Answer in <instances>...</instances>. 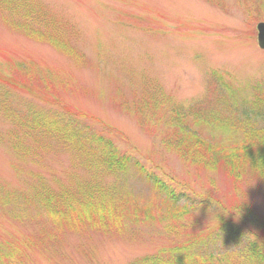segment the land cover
I'll use <instances>...</instances> for the list:
<instances>
[{"label":"rangeland","instance_id":"374dc122","mask_svg":"<svg viewBox=\"0 0 264 264\" xmlns=\"http://www.w3.org/2000/svg\"><path fill=\"white\" fill-rule=\"evenodd\" d=\"M38 1L75 32L71 42L86 65L12 31L0 20V103L6 100L24 113L28 107L58 111L60 100L72 111L98 119L101 123L93 122L96 129L120 153L133 157L178 194L187 195L190 204L211 205L208 212L189 206L183 223L191 233L216 228V211L227 219L241 215L235 211L238 204H249L264 217L262 180L246 178L236 185L221 169L211 172L184 162L161 143L166 133L163 123L170 115L167 105L159 104L155 110L162 120L151 133L134 109L148 82L159 87L160 101L169 98L175 107H196L206 99L213 72L238 88L242 100H252L264 86V51L256 31L262 21L256 19V10L249 12L245 5L250 0ZM32 70L65 86L57 83L41 92L35 84L30 90L24 85L30 83L26 75ZM18 124L0 106L2 264H10L12 254L17 255V264H132L173 244L175 237L165 229L171 221L163 219L168 216L157 207V221L132 225L122 235L89 229L73 232L52 225L41 206L33 204L37 188L43 184L58 192L92 176L75 153L54 141L29 139L26 149L14 150L13 137L22 138ZM203 134L210 138L220 132ZM129 181L140 205L160 204L135 170ZM14 196H28L29 201L18 206Z\"/></svg>","mask_w":264,"mask_h":264},{"label":"trees","instance_id":"16d2710c","mask_svg":"<svg viewBox=\"0 0 264 264\" xmlns=\"http://www.w3.org/2000/svg\"><path fill=\"white\" fill-rule=\"evenodd\" d=\"M245 5L249 12L256 10L257 20L264 21V0H250ZM0 17L12 31L51 46L78 65H86L85 57L71 42L75 32L52 16L38 0H0ZM27 73L30 83L24 86L30 90L35 89V84L41 92L57 83L65 86L51 77H41L35 70ZM209 80L206 99L189 109L173 106L169 98L160 101L159 87L148 82L143 94L134 102L135 113L143 119L146 131L151 133L162 120L157 119L155 110L159 104H166L165 111L170 115L163 123L166 133H163L161 143L167 151L206 171L221 169L236 185L247 181L246 178L264 182V86L257 90L252 100H242L240 90L217 72L211 73ZM9 104L4 100L0 106L9 120L19 123L22 132V138L13 137L14 150H23L29 139L54 141L57 147L75 153L82 167L92 176L90 181H78L73 188L55 192L42 184L34 192L33 204L37 206L38 203L44 212L46 209L59 212L67 207L90 210L84 216H74L55 225L58 229L66 227L73 232L89 229L122 235L132 225L157 221V207L161 215L168 216L163 219L171 221L165 229L175 240L155 255L132 264H264V217L249 204H238L235 211L241 215H230L229 219L216 211V228L191 233L188 224L183 223L189 206L208 212L211 205L205 201L190 204L187 195L178 194L170 184L148 173L133 157L120 153L114 142L96 129L93 122L101 123L98 119L72 111L60 100L58 111L28 107L20 113ZM203 131L220 134L209 138ZM132 170L151 186L153 200L157 199L160 204L140 205L137 200L140 197L129 181ZM108 178L115 180L108 182ZM13 198L19 202L18 206L29 201L28 196ZM4 258L0 255V264Z\"/></svg>","mask_w":264,"mask_h":264},{"label":"clouds","instance_id":"9594fccd","mask_svg":"<svg viewBox=\"0 0 264 264\" xmlns=\"http://www.w3.org/2000/svg\"><path fill=\"white\" fill-rule=\"evenodd\" d=\"M90 212L89 209L83 207H67L63 211L46 209L45 216L48 221L55 225H61L66 219H71L74 216H84ZM10 264H17V255L12 254L9 257Z\"/></svg>","mask_w":264,"mask_h":264},{"label":"water","instance_id":"95a60500","mask_svg":"<svg viewBox=\"0 0 264 264\" xmlns=\"http://www.w3.org/2000/svg\"><path fill=\"white\" fill-rule=\"evenodd\" d=\"M258 46L261 50H264V22H261L256 27Z\"/></svg>","mask_w":264,"mask_h":264}]
</instances>
